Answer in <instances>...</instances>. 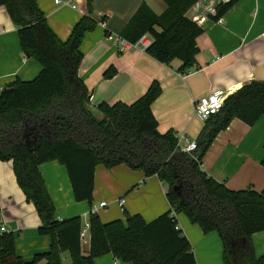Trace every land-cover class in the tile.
<instances>
[{"label":"trees","instance_id":"obj_1","mask_svg":"<svg viewBox=\"0 0 264 264\" xmlns=\"http://www.w3.org/2000/svg\"><path fill=\"white\" fill-rule=\"evenodd\" d=\"M95 1L87 0V14L63 41L50 28L36 0H0L19 27L23 53L42 66L35 79L17 80L1 93L0 159L13 163L17 183L41 220L38 232L51 240L48 251L25 261L16 253L13 234H3L0 264H65L64 253L70 255L66 264H95V259L110 254L132 264H196L191 243L172 211L185 215L205 234L218 233L225 264H264L251 241L253 235L264 232V189L233 191L201 168L206 151L234 119L252 126L264 116V82H251L231 94L224 108L206 121L197 139L198 149L191 154L182 152L174 131L161 134L158 130L152 112L162 94L157 81L132 104L101 103L94 111L79 69L83 40L98 26ZM162 1L166 10L160 15L143 3L120 37L136 44L150 35L146 53L164 65L180 60L179 72L186 74L199 67L197 39L203 29L187 17L199 0ZM237 1L219 5L214 19L223 17ZM115 74L110 68L104 76L111 79ZM53 161L66 168L77 202L92 203L97 166L126 165L166 182L172 210L150 223L139 214H127L125 222L104 223L91 212L90 251L84 255L81 218L58 219L40 172L41 165ZM261 163L264 167V158Z\"/></svg>","mask_w":264,"mask_h":264},{"label":"crops","instance_id":"obj_2","mask_svg":"<svg viewBox=\"0 0 264 264\" xmlns=\"http://www.w3.org/2000/svg\"><path fill=\"white\" fill-rule=\"evenodd\" d=\"M45 13L54 33L63 41L73 27L87 14V0H36ZM231 0H199L187 17L195 21L203 34L198 37L199 67L186 74L179 69L182 62L174 60L164 65L146 53L141 44L121 51L116 39L145 3L160 15L166 10L162 0H96L94 2L97 28L86 34L81 45L84 59L79 76L90 93V108L117 102L132 104L143 96L151 84L159 82L161 96L152 105L161 134L174 131L179 144L196 141L205 123L196 112L198 101L217 90L233 94L251 82H264V0H238L220 19H214L219 5ZM74 3L76 8L64 3ZM19 27L14 24L7 9L0 6V96L4 89L17 80L31 81L41 72V64L28 58L21 49ZM159 30V29H158ZM109 34V36H107ZM145 39L152 42L150 35ZM116 70L111 78L104 74ZM264 116L252 126L234 119L220 132L201 160L202 170L233 191L264 189ZM59 220L80 217L83 227L89 224L93 207L104 223L126 221V216L139 214L150 223L172 210L167 198L168 184L157 176L146 177L126 165L95 170L92 203L77 202L66 168L56 161L40 166ZM124 201L121 206L120 202ZM107 206L100 209V203ZM173 212V211H172ZM178 228L191 243L196 264H225L224 245L219 234L203 233L198 225L174 211ZM0 216L1 221L15 237L16 253L25 261L49 250L51 240L39 234L41 220L35 206L17 183L13 163L0 159ZM257 257H264V232L252 237ZM90 251V233L82 252ZM70 263L69 253L62 255ZM95 264H132L115 259L111 254L95 259Z\"/></svg>","mask_w":264,"mask_h":264},{"label":"built area","instance_id":"obj_3","mask_svg":"<svg viewBox=\"0 0 264 264\" xmlns=\"http://www.w3.org/2000/svg\"><path fill=\"white\" fill-rule=\"evenodd\" d=\"M57 4H60L61 1L60 0H56ZM65 5H71L73 8H76V6L74 5V3H64ZM110 40H114L116 39L117 42L119 43L120 49L121 51H125L131 47L137 46L139 44H141L143 46V48L146 50L150 45H151V41L146 40L145 36H143L136 44H131L128 43L126 40L122 39L121 37L119 38H115L114 36L110 35L109 36ZM230 92L229 91H223V90H217L212 92L211 94L201 98L198 103L196 104V112L198 117L206 122L208 121L212 116L217 115L223 108L225 105V101L227 100V98L230 96ZM178 146L180 147V149L182 150V152L187 153V154H191L193 152H195L198 149V144L196 141H188L187 140V144L185 146H181L180 144H178ZM124 201L122 200L120 202V205L123 206L124 205ZM107 206V203L102 202L99 205V208L102 209L104 207ZM98 211L97 207H93L92 213H96ZM174 211L172 212V215L174 216ZM90 230V225L86 224L81 231V243L84 244L88 234ZM9 233V230L6 228V226L3 224V222L1 221V216H0V236H2L3 234Z\"/></svg>","mask_w":264,"mask_h":264}]
</instances>
